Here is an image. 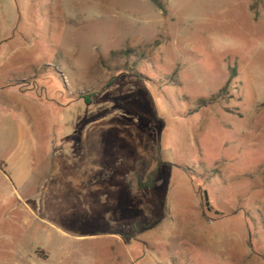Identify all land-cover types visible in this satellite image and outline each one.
<instances>
[{"label":"rangeland","instance_id":"obj_1","mask_svg":"<svg viewBox=\"0 0 264 264\" xmlns=\"http://www.w3.org/2000/svg\"><path fill=\"white\" fill-rule=\"evenodd\" d=\"M156 1L0 0V264H264V0Z\"/></svg>","mask_w":264,"mask_h":264},{"label":"water","instance_id":"obj_2","mask_svg":"<svg viewBox=\"0 0 264 264\" xmlns=\"http://www.w3.org/2000/svg\"><path fill=\"white\" fill-rule=\"evenodd\" d=\"M205 201H206V206L210 207V202H209V198H208V193L207 192H205ZM217 214H218V212H217Z\"/></svg>","mask_w":264,"mask_h":264},{"label":"trees","instance_id":"obj_3","mask_svg":"<svg viewBox=\"0 0 264 264\" xmlns=\"http://www.w3.org/2000/svg\"><path fill=\"white\" fill-rule=\"evenodd\" d=\"M151 2L154 3V5H156L158 8H160L156 0H151Z\"/></svg>","mask_w":264,"mask_h":264}]
</instances>
